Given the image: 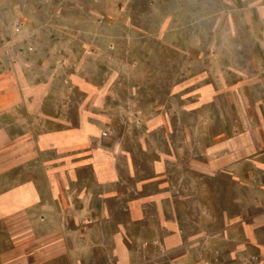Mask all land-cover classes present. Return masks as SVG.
Masks as SVG:
<instances>
[{
	"label": "rangeland",
	"instance_id": "rangeland-1",
	"mask_svg": "<svg viewBox=\"0 0 264 264\" xmlns=\"http://www.w3.org/2000/svg\"><path fill=\"white\" fill-rule=\"evenodd\" d=\"M228 1L0 0L1 41L25 45L43 74L72 76L90 91L91 108L104 118L101 135L132 176L127 184L165 194L159 209L144 213L146 227L124 228L133 264H264L259 247L242 241L264 217L254 181L210 176L200 155L216 131L209 129L216 110L200 90L227 69L221 61L259 55L238 49L248 40L227 28L226 16L243 8ZM115 214L130 218L123 207ZM165 220H181L190 235L213 228L238 235L232 252L239 253L196 252L194 241L169 252L159 226ZM100 256V264L112 262L109 245Z\"/></svg>",
	"mask_w": 264,
	"mask_h": 264
},
{
	"label": "crops",
	"instance_id": "crops-1",
	"mask_svg": "<svg viewBox=\"0 0 264 264\" xmlns=\"http://www.w3.org/2000/svg\"><path fill=\"white\" fill-rule=\"evenodd\" d=\"M232 1L243 9L229 12L227 28L248 40L239 50L259 55L221 61L227 69L200 90L216 110L209 126L215 134L200 155L210 176L231 184L253 180L261 195L257 210L264 212V0ZM92 97L72 76L43 74L25 45L0 38V264H100L107 245L110 264L134 263L124 228L146 227L144 213L159 209L165 194L127 184L132 176L123 172L121 152L102 137L104 118L91 108ZM122 207L126 223L115 214ZM253 225L242 241L264 254V217ZM159 226L169 252H185L194 241L196 252L239 253L232 252L238 235L214 228L190 235L181 220Z\"/></svg>",
	"mask_w": 264,
	"mask_h": 264
}]
</instances>
